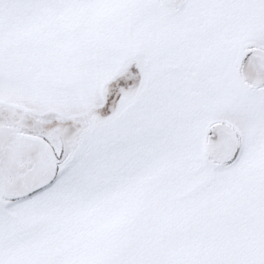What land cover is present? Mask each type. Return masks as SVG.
<instances>
[{"label": "snow or ice", "instance_id": "snow-or-ice-1", "mask_svg": "<svg viewBox=\"0 0 264 264\" xmlns=\"http://www.w3.org/2000/svg\"><path fill=\"white\" fill-rule=\"evenodd\" d=\"M0 264H264V0H0Z\"/></svg>", "mask_w": 264, "mask_h": 264}]
</instances>
